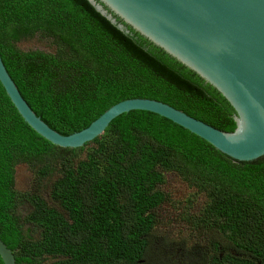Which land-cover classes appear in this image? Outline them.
Here are the masks:
<instances>
[{
    "label": "trees",
    "instance_id": "obj_1",
    "mask_svg": "<svg viewBox=\"0 0 264 264\" xmlns=\"http://www.w3.org/2000/svg\"><path fill=\"white\" fill-rule=\"evenodd\" d=\"M128 29L88 0H0L2 61L32 110L58 132L79 131L133 97L234 130L235 110L218 90ZM32 39L45 48L18 46ZM19 165L35 184L49 185L17 188ZM168 180L187 187L188 206L202 198L183 218L216 232L207 248L175 247L155 233ZM0 238L15 264H264V155L233 161L146 110L116 116L81 147H61L23 120L0 83Z\"/></svg>",
    "mask_w": 264,
    "mask_h": 264
},
{
    "label": "water",
    "instance_id": "obj_2",
    "mask_svg": "<svg viewBox=\"0 0 264 264\" xmlns=\"http://www.w3.org/2000/svg\"><path fill=\"white\" fill-rule=\"evenodd\" d=\"M88 1L120 30L131 27L218 90L235 110V128L224 131L161 100L133 97L65 135L32 110L0 55V83L35 132L55 145L76 148L102 134L116 116L146 110L189 130L233 161L252 162L264 155V0ZM0 257L3 264H15L1 238Z\"/></svg>",
    "mask_w": 264,
    "mask_h": 264
},
{
    "label": "rangeland",
    "instance_id": "obj_3",
    "mask_svg": "<svg viewBox=\"0 0 264 264\" xmlns=\"http://www.w3.org/2000/svg\"><path fill=\"white\" fill-rule=\"evenodd\" d=\"M18 46L24 50L34 47L45 48L43 44H40L35 39L21 41L18 43ZM49 183V181H44L39 186L33 182V175L27 167L19 165L16 168V186L19 189L30 190L37 187L44 189L43 187L49 185ZM164 189H168L170 199L162 203L156 210L158 223L155 226V233L166 237L167 243H174L175 247L198 245L207 248L208 240L215 238L216 232L207 231L203 227L194 228L187 219L183 218V214L187 209L196 212L200 208L202 198H192L193 204L188 206L184 202V198L188 195L189 190L180 181L168 180ZM27 206V203H25L22 207L26 209ZM171 253L172 250L166 253V256L168 257ZM44 264H49V261H45Z\"/></svg>",
    "mask_w": 264,
    "mask_h": 264
}]
</instances>
